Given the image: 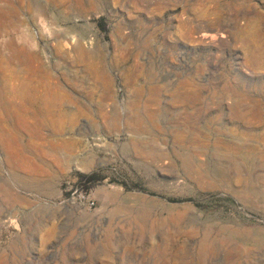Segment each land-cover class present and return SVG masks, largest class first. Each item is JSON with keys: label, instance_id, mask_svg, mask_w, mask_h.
Segmentation results:
<instances>
[{"label": "rangeland", "instance_id": "obj_1", "mask_svg": "<svg viewBox=\"0 0 264 264\" xmlns=\"http://www.w3.org/2000/svg\"><path fill=\"white\" fill-rule=\"evenodd\" d=\"M9 2L0 264H264V0Z\"/></svg>", "mask_w": 264, "mask_h": 264}, {"label": "bare ground", "instance_id": "obj_2", "mask_svg": "<svg viewBox=\"0 0 264 264\" xmlns=\"http://www.w3.org/2000/svg\"><path fill=\"white\" fill-rule=\"evenodd\" d=\"M4 1H8V3H10L9 0H4ZM9 5H11V4H9ZM10 8L11 9L14 8V12H12V13H15L16 12V9H15L16 6L14 7L13 4H12V7H7V6H4V5H1L0 6V21L4 17V14L9 13L8 11L10 10ZM202 35L204 37H206V36L208 37L209 36L210 38H213V39L216 38V34L215 33H208L207 31L203 32ZM9 44L11 45V48H12L11 50H13V52L11 53V52L8 51L10 53L8 55V54H6V53H4V52H2L0 50V62H6V61L7 62H19V57L23 54V53H20V52H24V49H19V47L16 44L12 43V42L9 43ZM26 70L27 69L22 70V71H16V70L15 71H12L11 70V73H12V76H20L18 73H24V72H26ZM0 78H1V72H0ZM17 90H19V93L22 94L20 96H22L23 98H26V97L29 98L30 97V100L27 99L28 102H26V101L23 102L20 105V107H24L25 109L28 110V109L31 108L29 104H32V105H35L36 106L35 109H36V111H37L38 114H50L51 113V111H52V103H53L52 100L49 101L48 99H45L44 97H43V99H39L38 98L36 100H33L34 99V96H35V95L33 96L34 88H31L29 85H24V86H21L19 88L17 87ZM1 91H2V88L0 87V92ZM1 100H2V98H1ZM1 100H0V105H1V103L4 102V101H1ZM10 116H11V114L9 113V117ZM93 139L95 141L93 143V145H97L98 144L97 143L98 138H95L94 137ZM85 141H86L85 142L86 143V146L88 148L90 146V143L87 140H85ZM78 144H79V141H70V140H67V141L64 142V147H66L67 150H68V152H65V157H68L67 160H69L74 155L72 153L73 152L72 149H74L75 147H77ZM82 154H83L82 152L81 153L79 152V153H77V156H80ZM71 161H72V163L70 164L71 165V168L78 169V170H81V171H84V172H87V171L93 169V167L96 166V165H102L103 164V161L102 160L97 159V157H95V155H92L91 153L86 154V156L82 157L81 159H79V157H77L76 159L71 160ZM67 162H69V161H67Z\"/></svg>", "mask_w": 264, "mask_h": 264}, {"label": "trees", "instance_id": "obj_3", "mask_svg": "<svg viewBox=\"0 0 264 264\" xmlns=\"http://www.w3.org/2000/svg\"><path fill=\"white\" fill-rule=\"evenodd\" d=\"M105 176L100 174L98 171H94L88 174H79L78 184L81 185L86 191L90 190L92 187L103 182Z\"/></svg>", "mask_w": 264, "mask_h": 264}]
</instances>
